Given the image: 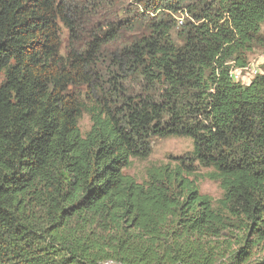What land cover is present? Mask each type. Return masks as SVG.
<instances>
[{
    "label": "trees",
    "instance_id": "trees-1",
    "mask_svg": "<svg viewBox=\"0 0 264 264\" xmlns=\"http://www.w3.org/2000/svg\"><path fill=\"white\" fill-rule=\"evenodd\" d=\"M115 2L0 0V264H264V0Z\"/></svg>",
    "mask_w": 264,
    "mask_h": 264
},
{
    "label": "rangeland",
    "instance_id": "rangeland-1",
    "mask_svg": "<svg viewBox=\"0 0 264 264\" xmlns=\"http://www.w3.org/2000/svg\"><path fill=\"white\" fill-rule=\"evenodd\" d=\"M122 0H116L112 10H118ZM264 32V24L262 25ZM264 50L257 49L249 57L250 66L248 71H242L240 82L246 84L251 80V70L261 68L264 62L260 61L259 56ZM253 75V74H252ZM253 77V76H252ZM79 129L82 135H85L91 126L89 115L84 112L78 122ZM193 141L190 137H163L153 138L151 142V152L145 159L132 158L131 163L124 169V174L133 177L138 183H144L147 180V169L151 166H160L169 162H173L177 156L184 155L192 150ZM210 169L199 167L195 175L192 177L196 181L199 192L209 196L213 200L214 207L217 206V201L222 197V189L218 181L206 177ZM229 255L219 258L215 264H227ZM232 264V263H230Z\"/></svg>",
    "mask_w": 264,
    "mask_h": 264
},
{
    "label": "built area",
    "instance_id": "built-area-1",
    "mask_svg": "<svg viewBox=\"0 0 264 264\" xmlns=\"http://www.w3.org/2000/svg\"><path fill=\"white\" fill-rule=\"evenodd\" d=\"M249 65L247 67L244 68H234L230 71V76L232 77L233 80L235 81H240L241 76H242V71H248L249 70ZM262 70H260L259 68H254L251 70L252 74H251V78L252 76H254L257 73H260ZM242 82V81H241ZM243 83V82H242ZM103 264H119L113 260H107L105 261Z\"/></svg>",
    "mask_w": 264,
    "mask_h": 264
},
{
    "label": "crops",
    "instance_id": "crops-1",
    "mask_svg": "<svg viewBox=\"0 0 264 264\" xmlns=\"http://www.w3.org/2000/svg\"><path fill=\"white\" fill-rule=\"evenodd\" d=\"M259 59H260V61H263L264 62V52L259 56ZM249 66H250V60H249V64H248ZM257 68V67H256ZM249 82V81H248ZM247 82V83H248Z\"/></svg>",
    "mask_w": 264,
    "mask_h": 264
}]
</instances>
